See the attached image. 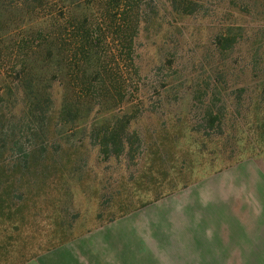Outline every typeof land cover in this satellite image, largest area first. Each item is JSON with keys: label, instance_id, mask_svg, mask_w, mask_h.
Returning <instances> with one entry per match:
<instances>
[{"label": "rangeland", "instance_id": "rangeland-1", "mask_svg": "<svg viewBox=\"0 0 264 264\" xmlns=\"http://www.w3.org/2000/svg\"><path fill=\"white\" fill-rule=\"evenodd\" d=\"M55 2L59 13L69 5ZM144 3L152 18L141 25L131 50L132 61L125 60L115 36L106 46L118 58L110 68L129 81V103L117 110L102 108L106 111L61 128L58 114L66 89L60 81L53 83L48 142L60 149L55 154L49 152L48 159L58 172L49 171L47 179L43 174L23 179L29 194L39 190V196L28 194L22 202L0 203V264L36 261L44 251L71 239L107 250L111 263L146 264L143 256L151 237V214L132 213L134 209L159 203L160 212L161 207L173 208L175 204L210 203L218 188L213 180L219 169L251 159L264 170V137L256 134L252 115L263 78L251 64L255 50L261 47L264 51V0H207L191 16L172 12L166 0ZM230 27L240 36L239 41L228 55L215 52L209 57L215 34ZM213 67L225 71L223 101L235 104V96L243 89L241 106L252 113L241 109L247 113L243 111L231 121L235 125L232 154L222 150L226 135L205 136L192 130L200 122L202 102L214 95L215 89L204 84ZM21 109L17 106L15 113ZM116 114L133 115L130 130L138 137H132V158L105 156L89 137L93 128L107 124ZM15 177L9 170L1 171L0 194L9 185L15 187ZM35 182L38 190L33 187ZM227 222L230 219L222 222L223 232ZM223 242L227 243L223 250L230 252L233 246L229 240ZM237 258L233 254L222 263L240 264Z\"/></svg>", "mask_w": 264, "mask_h": 264}, {"label": "trees", "instance_id": "trees-1", "mask_svg": "<svg viewBox=\"0 0 264 264\" xmlns=\"http://www.w3.org/2000/svg\"><path fill=\"white\" fill-rule=\"evenodd\" d=\"M50 1L0 0V186L1 171L9 170L18 176L14 179L15 187L9 185L0 194V203L26 200L29 191L22 181L31 174H43L47 179L49 171L58 172L48 159L49 152L55 154L60 149L48 142L54 82L60 81L66 89L57 121L61 128L76 126L80 119L106 111L102 108L117 110L130 102L127 99L129 81L110 68L118 58L113 49L110 47L108 51L106 46L109 38L115 36L124 50L125 60L132 61L131 50L141 25L152 18L144 0H62L69 5L62 7L60 13L57 2L48 3ZM166 1L172 12L191 16L207 0ZM46 7L49 12H45ZM232 29L215 34L209 57L215 52L229 54L240 38ZM251 64L252 70L263 78L262 89L254 100L253 114L248 107L241 106L243 89L235 96V104L223 101L221 86L227 88L225 71H222L224 63L221 69L213 67L212 74L205 80L207 88L215 89L214 95L202 102L201 118L197 119L200 122L192 128L205 136L226 135L222 150L230 154L233 153L231 139L235 136V125L231 121L243 111L249 110L255 119L256 134L264 137V51L261 47L252 55ZM17 106L22 108L18 114L15 113ZM125 117L127 114H116L107 124L92 129L89 137L105 156L132 158L135 151L132 137L138 134L130 130L133 115L123 124ZM70 134L73 135V131ZM138 142L141 146V141ZM7 162L10 165L7 166ZM36 184H33L34 189ZM31 194L39 196V190L29 197ZM156 205L159 203L132 211L151 214V237L143 256L146 264H223L227 257L218 255L217 249L219 219H230L232 203H181L175 204L174 209L161 207L160 212L157 211L160 205ZM8 218H12L10 213ZM247 262L264 264V259L252 257Z\"/></svg>", "mask_w": 264, "mask_h": 264}, {"label": "crops", "instance_id": "crops-1", "mask_svg": "<svg viewBox=\"0 0 264 264\" xmlns=\"http://www.w3.org/2000/svg\"><path fill=\"white\" fill-rule=\"evenodd\" d=\"M213 181L218 188L210 203H233L229 226L224 232L222 222L229 220L219 219L218 255L235 254L240 264H249L247 261L252 257L264 259V170L246 159L216 173ZM224 239L229 240L234 253L223 250L227 244ZM105 251L71 239L44 251L36 261L27 264H117L110 262Z\"/></svg>", "mask_w": 264, "mask_h": 264}]
</instances>
